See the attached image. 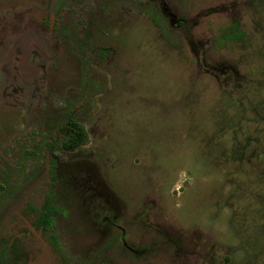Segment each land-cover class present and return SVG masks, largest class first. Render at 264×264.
Here are the masks:
<instances>
[{
    "label": "rangeland",
    "instance_id": "rangeland-1",
    "mask_svg": "<svg viewBox=\"0 0 264 264\" xmlns=\"http://www.w3.org/2000/svg\"><path fill=\"white\" fill-rule=\"evenodd\" d=\"M252 92L264 0H0V264H264Z\"/></svg>",
    "mask_w": 264,
    "mask_h": 264
},
{
    "label": "trees",
    "instance_id": "trees-1",
    "mask_svg": "<svg viewBox=\"0 0 264 264\" xmlns=\"http://www.w3.org/2000/svg\"><path fill=\"white\" fill-rule=\"evenodd\" d=\"M57 127L67 131L65 135H67L66 140L68 141V144L66 143L67 141L65 143L70 149H74L78 145L82 144V141L85 139L84 130L79 128V125L72 122V120L60 121ZM55 211L56 208L52 204L51 197L47 196L42 207L36 212L34 225L39 229L41 228L44 231H48V229L53 226V216ZM52 238L55 239L54 237Z\"/></svg>",
    "mask_w": 264,
    "mask_h": 264
},
{
    "label": "flooded vegetation",
    "instance_id": "flooded-vegetation-1",
    "mask_svg": "<svg viewBox=\"0 0 264 264\" xmlns=\"http://www.w3.org/2000/svg\"><path fill=\"white\" fill-rule=\"evenodd\" d=\"M23 63H25V62H23ZM22 69L24 70V71H30L29 69H27V68H25V67H22ZM240 88V85L238 84L237 85V90ZM241 98H259V99H264V95L263 96H259V95H257L255 92H252L251 93V95H244V96H241ZM69 115H66V117L65 118H67ZM69 120H72V119H67V121H69ZM58 126V125H57ZM58 128V127H57ZM56 128V133H59V131H61V132H63V134H64V136H66L67 137V135H65V133L67 132L66 130L64 131L63 129H61V128H58L57 129ZM67 139V138H66ZM63 141H66L65 140V138H63ZM64 143V142H63ZM260 180H258V182L260 183L261 182V178L260 177H258ZM262 182H264V180H262ZM260 187V186H259ZM47 196H50V195H46V197ZM45 197V198H46ZM51 200H52V198H51ZM44 201H45V199H44ZM44 203V202H43ZM43 205V204H42ZM42 207V206H41ZM36 212H37V209L35 210V219H36ZM34 222H35V220H33V225H34ZM35 226V225H34ZM36 227V226H35ZM39 229V228H38ZM39 230H43V229H39ZM49 230V229H48Z\"/></svg>",
    "mask_w": 264,
    "mask_h": 264
}]
</instances>
